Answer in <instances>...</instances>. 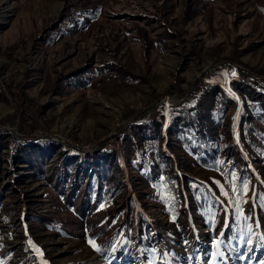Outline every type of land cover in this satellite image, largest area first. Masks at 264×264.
<instances>
[{"label": "rangeland", "instance_id": "374dc122", "mask_svg": "<svg viewBox=\"0 0 264 264\" xmlns=\"http://www.w3.org/2000/svg\"><path fill=\"white\" fill-rule=\"evenodd\" d=\"M240 79L264 89V0H0V264H264V91ZM198 84L208 164L157 105Z\"/></svg>", "mask_w": 264, "mask_h": 264}, {"label": "trees", "instance_id": "16d2710c", "mask_svg": "<svg viewBox=\"0 0 264 264\" xmlns=\"http://www.w3.org/2000/svg\"><path fill=\"white\" fill-rule=\"evenodd\" d=\"M99 13V7H92L89 9H82L81 13L74 19V20H82V16H87L89 19L96 18ZM66 18L65 14H63ZM64 17L63 20H64ZM62 20V19H61ZM62 20V22H63ZM75 28V27H74ZM131 31H138L139 38L149 44L151 41L148 40L146 30L139 25H134L133 29ZM159 40L162 41L161 38ZM163 42V41H162ZM241 84H249L253 85L252 83H249L243 79H240ZM259 91H264V89H261L257 86H254ZM206 87L203 84H198L193 90V92L200 91V95L196 97V101L194 104H186L181 103L177 106L166 108V107H158V109H163L167 113V121L168 126L173 129V133L178 137V142L183 144L185 147L189 148L190 152L196 155L199 159L202 160L204 164H208L210 161L214 160V157L216 153H213L212 148L214 145V140L209 138L207 139L204 135V131L202 129V124L200 123L198 117H197V111H199L200 104L202 101V94ZM178 122V124H176ZM153 121L150 120L148 124H152ZM144 124H147L146 122ZM241 127L243 130V135L246 141L249 143L252 142L254 135H252V131L261 132L260 126L252 122L251 119L246 118L245 121L241 122ZM130 130V128H128ZM192 133L195 135L194 139L188 138L185 134L186 133ZM44 140V139H41ZM213 153V154H212ZM78 154L83 155L82 151H79ZM234 153H231V155ZM234 168L239 170L240 167L237 166L235 163L233 165ZM195 196L197 200L200 202V204H205L203 195L201 192L196 193L194 191ZM141 232L148 231L146 224L144 221L141 222Z\"/></svg>", "mask_w": 264, "mask_h": 264}, {"label": "water", "instance_id": "95a60500", "mask_svg": "<svg viewBox=\"0 0 264 264\" xmlns=\"http://www.w3.org/2000/svg\"><path fill=\"white\" fill-rule=\"evenodd\" d=\"M224 65H228L227 63H225ZM210 68H213V67H210ZM157 105H162V106H166V107H173L175 106L174 104H171V103H167V102H160L158 103ZM25 140H28V139H25ZM106 139H104L102 142H104ZM102 144V143H101Z\"/></svg>", "mask_w": 264, "mask_h": 264}, {"label": "snow or ice", "instance_id": "6c2138e0", "mask_svg": "<svg viewBox=\"0 0 264 264\" xmlns=\"http://www.w3.org/2000/svg\"><path fill=\"white\" fill-rule=\"evenodd\" d=\"M89 243H91L94 248H96L97 250H99V247L95 244L94 241H89ZM218 247H219V244H218ZM220 255H223V253H221Z\"/></svg>", "mask_w": 264, "mask_h": 264}]
</instances>
